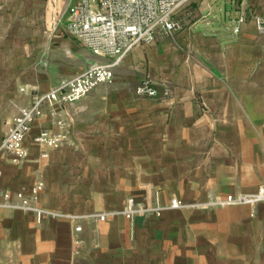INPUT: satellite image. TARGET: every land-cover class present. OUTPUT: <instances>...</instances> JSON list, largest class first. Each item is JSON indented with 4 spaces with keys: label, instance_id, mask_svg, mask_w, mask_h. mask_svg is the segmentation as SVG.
<instances>
[{
    "label": "crops",
    "instance_id": "obj_1",
    "mask_svg": "<svg viewBox=\"0 0 264 264\" xmlns=\"http://www.w3.org/2000/svg\"><path fill=\"white\" fill-rule=\"evenodd\" d=\"M71 1L0 0V145L36 93L105 60L64 31ZM254 14L264 18V0H196L181 30L134 47L112 82L69 107L56 148L33 140L57 130L44 104L27 159L14 164L0 150L11 204L0 206V264H264V200L212 203L264 186V33ZM145 79L157 96L137 92ZM37 182L35 204L64 215L15 206ZM129 197L163 210L131 218Z\"/></svg>",
    "mask_w": 264,
    "mask_h": 264
},
{
    "label": "built area",
    "instance_id": "obj_2",
    "mask_svg": "<svg viewBox=\"0 0 264 264\" xmlns=\"http://www.w3.org/2000/svg\"><path fill=\"white\" fill-rule=\"evenodd\" d=\"M196 0H72L64 11V31L71 38L89 49L92 53L104 57L105 60L89 65L82 72L71 78L62 80L48 91L38 92L33 96L32 103L23 106L13 118L0 145V150L10 155V161L20 164L27 159L28 149L25 139L29 135L35 121L43 115V105L52 108L57 130L42 129L34 136L40 147L56 148L63 144L70 133L72 115L69 107L85 97L94 87L101 83L112 82L115 77L114 68L136 46L153 43L158 37H168L183 28V18L191 13ZM257 29L264 33V18L259 14L252 16ZM247 15L240 12L235 18L234 31L240 30L246 22ZM137 92L142 95L157 96L158 90L150 79H145ZM62 110H55V106ZM42 182H37L29 196L18 192L19 203L15 206L26 211H34L38 216L50 214L62 216L58 210H47L38 207L35 202L42 189ZM3 199L0 206L11 205L9 193L0 192ZM264 200V186L261 185L253 193L228 194L225 199L213 201V204H255ZM14 206V205H13ZM172 207H182L177 200H171ZM163 206L147 204L136 207L134 199L129 197L125 214L133 217L135 213L161 214ZM69 216V215H67ZM104 217V214H101ZM75 218V217H72ZM81 226L75 225L73 237L75 251L81 246L78 232Z\"/></svg>",
    "mask_w": 264,
    "mask_h": 264
}]
</instances>
